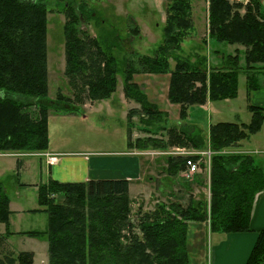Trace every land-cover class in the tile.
I'll return each mask as SVG.
<instances>
[{
  "label": "trees",
  "instance_id": "1",
  "mask_svg": "<svg viewBox=\"0 0 264 264\" xmlns=\"http://www.w3.org/2000/svg\"><path fill=\"white\" fill-rule=\"evenodd\" d=\"M55 1H65L68 13L64 29L66 75L74 99L60 94L50 101L49 1L0 0V152L49 150L50 112L69 113L77 111L87 99L111 98L121 75L126 97L141 104L147 116L146 131L151 132L156 126L168 134L165 139H139L137 145L157 150L170 146L198 150L210 147L214 151L210 173L211 229L221 233L251 231L255 197L264 190V166L250 153L235 154L230 150L246 149V141L264 126V106L250 100L253 93L264 89V11L259 1L251 0L244 6L229 0H209V39L204 38L202 43L244 47L245 67L241 66L239 48L235 54L222 56L218 65L209 63L204 44L197 43L185 52L183 43L195 31L192 0H167L163 43L152 56L125 61H119L115 52L117 34L101 42L82 37L80 21L92 14L85 2ZM141 73L171 75L169 100L180 105L178 125H161L166 114L149 102L134 81L135 75ZM241 75L246 76L249 122L220 121L212 123L207 132L189 121L183 124L192 106L237 98ZM34 106L39 108L37 120L27 110ZM166 160L164 172L172 181L169 188L175 184L177 174L187 169L188 159L178 156ZM19 168L17 165L14 177L20 183ZM130 184L128 179L77 183L51 179L40 183V208L32 212L47 214V229L18 234L45 238L49 264H191L188 224L207 220L208 199H193L187 207L175 202L171 209L159 203L154 211L140 209L138 219L133 220ZM20 185L28 186L22 182ZM11 213L10 198L0 181V224L8 228L5 235L0 232V264H35L32 252L3 255L5 240L13 235L9 231ZM247 264H264V230L259 232Z\"/></svg>",
  "mask_w": 264,
  "mask_h": 264
},
{
  "label": "rangeland",
  "instance_id": "2",
  "mask_svg": "<svg viewBox=\"0 0 264 264\" xmlns=\"http://www.w3.org/2000/svg\"><path fill=\"white\" fill-rule=\"evenodd\" d=\"M48 73H49V100L55 101L60 94L74 99V91L70 84V79L66 75V46H65V25L67 22L68 13L64 8L65 1L56 2L55 0H48ZM68 1V0H67ZM77 4H86L87 9H91V15L86 14L83 21H80V29L83 32L82 37H89L91 39L99 40L100 42L105 37L112 39L113 33L117 42V50L115 51L119 57V61H125L126 58L137 59L141 55H154L158 47L163 43L164 27L167 20V0H100L91 2V0H75ZM231 3L247 5L251 0H229ZM193 19L195 21V31L186 38L183 43L185 52L191 51L194 45L200 43L204 44L207 49L206 53L210 64L218 65L221 63V57L230 54H235L237 49L241 51V66L245 67L244 61V47L235 45H213L202 43L204 38L209 39V0H192ZM77 7V6H75ZM245 9H242V13ZM193 40V41H191ZM211 47V48H210ZM219 49L220 54H216L214 50ZM122 63V62H121ZM174 64V61L171 60ZM209 68V66H208ZM262 69V68H258ZM245 76V75H244ZM246 79V76L244 77ZM170 74H155V73H141L135 75V83L139 85L148 97L151 104V99L156 97L160 100H165L171 108L170 112L161 110L154 104L161 112L165 113V122L161 125L163 127H171L178 125L181 121L180 105L174 104L169 100ZM118 86L111 98L107 100H85L80 105L77 111L69 113L50 112L49 117V141L50 150L59 153H74L86 152L98 159L120 161L122 155L126 153L136 156L140 161L141 177L138 180L131 181L133 183V193L129 194L130 199L134 201L132 205L133 220L138 219L139 210L154 211L159 203L167 205L169 209L172 208L173 203L179 202L183 207H187L191 200L205 197L208 199L206 212L207 220L204 222H189L194 226L198 223L202 225L206 223L211 229L210 220V173L213 152L210 147L198 150L189 147L170 146L167 150L151 149L149 146L144 149L143 145L138 146L139 139L145 140L148 137L167 138V130L157 129L156 126L148 127L144 121H147L142 110L141 104L129 99L125 95L124 78L118 76ZM169 81V83H168ZM168 85V87H167ZM152 97V98H151ZM156 99V100H157ZM214 105L219 102H213ZM234 107L240 109L239 118L234 116L233 112H228L231 107L226 106L227 121L249 122L250 112L246 116V108L244 107V100H237L233 102ZM33 119H39V108L34 106L30 109ZM246 110V111H245ZM189 119L194 124L200 126L205 132L209 129L210 123H215V115L210 118V114L202 109L200 106H192L189 111ZM225 118V119H226ZM147 119V120H146ZM164 120V118H163ZM247 120V121H246ZM183 124H187L189 120H182ZM190 122V121H189ZM217 122V121H216ZM129 130V132H128ZM130 135V140H129ZM129 141L131 144H129ZM130 146V149L127 145ZM252 143L246 141V149H231L235 154H252L258 163L264 166V151L262 148H250ZM177 148H184L187 153L192 151L202 152L200 155V167L198 171L192 173L187 166L186 170L181 171L176 176V182L173 187H169L171 177L164 172V167L168 157H178L182 154L176 153ZM131 150V151H129ZM229 151V152H230ZM129 152V153H128ZM209 153V154H208ZM186 158V157H185ZM32 163L27 171L21 174L24 181L35 182L39 181V169L41 161L39 158H33ZM9 164L6 163L2 170H7ZM112 176L101 177L102 179L110 178ZM14 176L8 179H3L6 182L8 192L12 193L13 185L15 183ZM101 179V180H102ZM170 182V183H169ZM25 190L20 191L19 204L25 210H30L39 206V193L35 188H21ZM160 189V190H159ZM133 197V198H131ZM254 208V206H253ZM253 212V211H252ZM194 223V224H193ZM47 226L46 215L43 213H23L17 216L14 222V228L21 230L30 229H44ZM200 227V226H199ZM201 228L189 227L191 231L190 248L193 244L195 254L191 253V264H202L205 262L203 258L199 257V244H203L202 250H205V244L209 243V232ZM224 233V232H222ZM232 233V232H229ZM11 236V235H10ZM201 239V240H200ZM15 247L18 251H32L36 250L34 255L37 263L40 264L43 259L42 241L36 240V244L30 237H15ZM199 248V249H198ZM198 249V251H197ZM206 253H204L203 257ZM46 256V255H45ZM207 256V255H206Z\"/></svg>",
  "mask_w": 264,
  "mask_h": 264
},
{
  "label": "crops",
  "instance_id": "3",
  "mask_svg": "<svg viewBox=\"0 0 264 264\" xmlns=\"http://www.w3.org/2000/svg\"><path fill=\"white\" fill-rule=\"evenodd\" d=\"M263 11H264V0H258ZM209 44V42H208ZM219 51V49H216ZM244 75H241L240 78V88L238 97L235 99H228L217 101L221 105H214L213 102L208 101L205 105H202V109L210 114V118L215 115V123L220 121H227L225 107L230 106L231 109L228 112H233L236 118H239L242 108L238 109L234 107V101L244 100V107L246 108L245 119L247 118V113L249 111L247 109L248 99H247V90H246V79ZM263 82V80H262ZM169 83V81H168ZM168 87V85H167ZM157 97V96H156ZM156 97H151V102L156 104L161 110H165L172 114L171 108L166 103L165 100L157 99ZM157 99V100H156ZM251 102L256 105L264 106V89L259 90L251 95ZM190 117V115H189ZM226 118V119H225ZM251 119V114H250ZM188 120L192 122L188 118ZM217 121V122H216ZM247 121V120H246ZM212 123L209 124L210 127ZM209 130V129H208ZM252 145L250 148H262L260 150L264 151V126L260 132L253 135L249 140ZM129 149L130 146L127 143ZM247 148V147H245ZM131 151V150H129ZM129 153V152H128ZM55 156L56 159H52ZM33 158H39L41 161L40 169H39V181L30 182L24 181L23 176L21 174L27 171L30 167V164L33 162ZM120 161H110L103 160L94 157L93 155H89L86 152H74V153H59L54 152L52 150H47L45 152H36V153H18V152H0V181L3 179H8L11 176H14L17 170V165H20V181L22 183L28 184V186H21L20 183L15 179V183H11L12 193L8 192L6 188L7 195L10 198V209L12 211L9 221V231L13 233V235L8 236L5 240V243L2 247L3 255H15L17 256L21 252H32L34 255L36 254V250L32 251H18L15 247L16 241H14L15 237H29L24 235H19L18 233L25 232V230L14 228V222L17 220V216L22 215L23 213H30V210H35L40 208V205L36 208H32L30 210H25L21 204H19L22 197H20L19 190H25L21 188H35L38 191V185L40 183H46L49 180H57L59 182H88L89 180H100L101 177L112 176L106 179H128L130 182L138 180L141 177V169H140V161L134 155H129L126 153L125 156L122 155V159ZM8 163L10 166L7 170H2L1 168ZM130 184V195L133 193V183ZM6 187V182H4ZM160 190V189H159ZM133 198V197H131ZM133 201V199H132ZM134 203V201H133ZM46 215L47 226H48V216L46 213L41 212ZM194 224V223H193ZM209 232V243L205 244V250L203 252L202 247L203 244H199V248L201 250L199 252V257L203 258L205 262L202 264H247V261L255 247V244L258 240L259 232L264 230V190L259 192L255 197L254 208L251 217V231L247 232H232V233H221L216 232L212 233L209 231V227L206 226V223L202 224ZM198 223V226L192 225L190 223L191 228L195 227L197 229L201 228ZM47 226L44 229H37L38 231H45ZM200 226V227H199ZM6 224H0V232L2 235L7 233ZM36 229H30L27 231H34ZM191 231L189 232V245ZM32 238V237H30ZM35 239V243L39 244L38 241H42V249L45 250L43 253V259L40 264H49V253H48V242L45 238H32ZM201 240V239H200ZM190 248V246H189ZM190 252V260L191 253L195 254V248L192 247L189 249ZM205 256L203 257V255ZM46 255V256H45ZM207 255V256H206ZM34 263H37L34 257Z\"/></svg>",
  "mask_w": 264,
  "mask_h": 264
},
{
  "label": "built area",
  "instance_id": "4",
  "mask_svg": "<svg viewBox=\"0 0 264 264\" xmlns=\"http://www.w3.org/2000/svg\"><path fill=\"white\" fill-rule=\"evenodd\" d=\"M245 1L248 2V0ZM176 150H178V152L176 153L182 154V156L188 159L187 165L189 167V170L191 172L193 171L192 173L197 172L198 167H200V159L198 158L197 160H194V157L196 156L200 157V155H203L202 152L192 151L191 153H187L184 148H177ZM52 159H56V157L53 156Z\"/></svg>",
  "mask_w": 264,
  "mask_h": 264
}]
</instances>
